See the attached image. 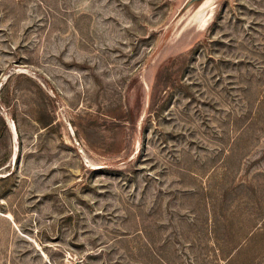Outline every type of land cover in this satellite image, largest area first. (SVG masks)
Returning a JSON list of instances; mask_svg holds the SVG:
<instances>
[{
    "label": "rangeland",
    "instance_id": "374dc122",
    "mask_svg": "<svg viewBox=\"0 0 264 264\" xmlns=\"http://www.w3.org/2000/svg\"><path fill=\"white\" fill-rule=\"evenodd\" d=\"M0 0V264H264V0Z\"/></svg>",
    "mask_w": 264,
    "mask_h": 264
},
{
    "label": "bare ground",
    "instance_id": "6f19581e",
    "mask_svg": "<svg viewBox=\"0 0 264 264\" xmlns=\"http://www.w3.org/2000/svg\"><path fill=\"white\" fill-rule=\"evenodd\" d=\"M207 2H208V0H206V3L205 4H207Z\"/></svg>",
    "mask_w": 264,
    "mask_h": 264
}]
</instances>
